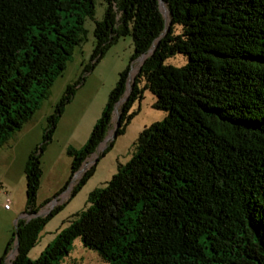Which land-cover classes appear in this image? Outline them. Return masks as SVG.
I'll use <instances>...</instances> for the list:
<instances>
[{"label":"trees","instance_id":"trees-1","mask_svg":"<svg viewBox=\"0 0 264 264\" xmlns=\"http://www.w3.org/2000/svg\"><path fill=\"white\" fill-rule=\"evenodd\" d=\"M163 1L168 22L159 0H104L84 72L120 36L130 35L134 50L84 146L69 147L70 174L54 196L104 142L132 61L143 54L117 106L112 139L69 198L126 131L145 90L166 117L143 127L132 157L117 164L105 187L89 193V206L34 260L28 253L39 231L63 203L45 215L17 218L0 264L15 246L9 264H58L75 238L105 264H264V0ZM93 15V0H0V148L49 97L85 39L84 20ZM176 53L187 61L167 63ZM84 78L65 87L46 117L41 143L26 158L23 214L34 215L51 201L37 203L41 155Z\"/></svg>","mask_w":264,"mask_h":264},{"label":"rangeland","instance_id":"rangeland-1","mask_svg":"<svg viewBox=\"0 0 264 264\" xmlns=\"http://www.w3.org/2000/svg\"><path fill=\"white\" fill-rule=\"evenodd\" d=\"M93 2L94 15L86 17L84 20L85 39L74 47L65 71L55 78L49 97L40 101L34 115L24 124L21 131L26 133L25 139L16 145L13 143V149L4 147V152L0 153V257L11 232L14 230L16 219L21 216L25 208L24 166L29 153H23L24 144L29 141L31 151L41 143L43 130L46 127V117L53 112L56 102L62 97L68 84L77 81L82 75L85 76L82 85L76 88L72 100L66 104L62 116L59 117L51 142L43 150L40 159L43 173H41L40 187L37 190V203L51 199L40 209L42 215H45L55 204L63 203V208L58 214L51 217L39 231L38 241L28 253L32 260L39 257L47 246L54 242L58 233L67 227L70 218H77L73 216L74 214L89 206L90 203L87 201L89 193L97 187L106 186L110 177L115 173L117 164H124L132 157L136 138L143 127L166 117L165 111L152 106L155 97L145 90L140 102L132 106L134 110L138 109L136 116L131 118L126 131L117 135L112 146H109L104 154L100 155L99 160L96 161L94 175L73 197L68 199L69 189L79 175L93 163L99 152L104 150L112 139L117 118L115 113L112 117L111 129L104 142L98 146L97 151L91 157L84 161L83 170L72 177L69 189L65 193L64 189L54 196L55 192L62 188L70 174L72 156L68 153L69 147L80 149L84 146L95 122L101 116L109 92L117 82L118 74L128 65L134 50L132 37L130 35L120 36L108 46L95 68L89 73L84 72V67L89 62L95 44L93 35L95 21L103 18L106 7L104 0H93ZM166 22H168V17ZM144 58L145 56L132 61L130 74L127 78L129 84ZM185 61L187 59L182 54L176 53L166 62L180 66ZM128 89L123 97H126ZM5 203L9 204L8 209L4 208ZM14 254L15 251L10 249L4 260L5 264H9ZM105 263L95 250L85 248L79 238L72 241L69 253L58 262V264Z\"/></svg>","mask_w":264,"mask_h":264},{"label":"crops","instance_id":"crops-1","mask_svg":"<svg viewBox=\"0 0 264 264\" xmlns=\"http://www.w3.org/2000/svg\"><path fill=\"white\" fill-rule=\"evenodd\" d=\"M22 129H20V131L18 132H15V134L9 139V141L7 143H5L2 148H0V153L4 152V147H7V148H11L13 149V143H15V145L19 142H21L22 140L25 139V136H26V133H23V131H21ZM27 142V141H26ZM30 152V144H29V141L24 144V147H23V153H26L28 154ZM69 189V186L67 189L64 190V193ZM71 189V188H70ZM69 198V197H68ZM68 200V199H67ZM66 200V201H67ZM59 204H62V203H59ZM6 209V208H5ZM23 215V213H21V216ZM17 220V219H16Z\"/></svg>","mask_w":264,"mask_h":264},{"label":"water","instance_id":"water-1","mask_svg":"<svg viewBox=\"0 0 264 264\" xmlns=\"http://www.w3.org/2000/svg\"><path fill=\"white\" fill-rule=\"evenodd\" d=\"M162 3H164V1L163 0H159V2H158V4H159V8L161 9V4ZM161 11H162V9H161ZM162 13H163V15H164V19H165V21H166V16H165V13L162 11ZM144 56H146L145 54H143V55H141L140 57H138V58H142V57H144ZM137 58V59H138ZM128 87H130V84H129V82L127 81V89H128ZM126 98L125 97H123L121 100H119L118 101V103H116V105H115V107H114V113L117 115V118H119V115H118V108H117V106H118V104L119 103H121L122 101H124ZM117 125V124H116ZM81 170H83V167H82V169H80L78 172H80ZM41 213H40V211L38 212V213H36V214H34V215H28V214H25V215H22V216H19L18 218H20V217H24V216H26V215H28L29 217L28 218H30V217H33V216H37V215H40ZM13 250L15 251L16 250V246L13 248Z\"/></svg>","mask_w":264,"mask_h":264},{"label":"bare ground","instance_id":"bare-ground-1","mask_svg":"<svg viewBox=\"0 0 264 264\" xmlns=\"http://www.w3.org/2000/svg\"><path fill=\"white\" fill-rule=\"evenodd\" d=\"M161 9L165 13V16H166V19H167V17H169V14H168V10H167V8L165 6V3L161 4Z\"/></svg>","mask_w":264,"mask_h":264},{"label":"built area","instance_id":"built-area-1","mask_svg":"<svg viewBox=\"0 0 264 264\" xmlns=\"http://www.w3.org/2000/svg\"><path fill=\"white\" fill-rule=\"evenodd\" d=\"M4 208L8 209L9 208V204L8 203H5L4 204Z\"/></svg>","mask_w":264,"mask_h":264}]
</instances>
